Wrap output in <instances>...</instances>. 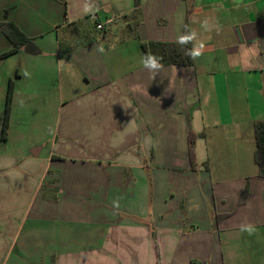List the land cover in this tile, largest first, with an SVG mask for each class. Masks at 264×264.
<instances>
[{
  "label": "crops",
  "instance_id": "1",
  "mask_svg": "<svg viewBox=\"0 0 264 264\" xmlns=\"http://www.w3.org/2000/svg\"><path fill=\"white\" fill-rule=\"evenodd\" d=\"M135 11L0 0L30 40L2 57L0 29V264H264V0H139L133 26ZM186 27L203 54L153 79L142 44H179Z\"/></svg>",
  "mask_w": 264,
  "mask_h": 264
},
{
  "label": "trees",
  "instance_id": "2",
  "mask_svg": "<svg viewBox=\"0 0 264 264\" xmlns=\"http://www.w3.org/2000/svg\"><path fill=\"white\" fill-rule=\"evenodd\" d=\"M136 11L130 17L134 21L133 26H136L138 23V7L139 0H135ZM5 16H7V11ZM7 18V17H6ZM0 29L6 35L8 40L10 41L12 48L9 52H6L2 55V57L9 56L18 52L25 45L30 43V40L26 38L20 31H17L11 24L7 22H0ZM188 32V28L186 27L184 34ZM142 48L144 53H151L156 55L157 57H162L160 61L163 65H179V66H193L194 60L191 59L186 52L189 49H192V43L189 42L186 45L181 44H165V43H143ZM20 76L19 72L16 73L14 79H11L8 84V90L6 95V103H5V111H4V120L2 127L1 139L6 140L8 135V128L10 123V116L12 111V102L14 96V86H15V78ZM255 132V141H256V150L254 154V161L258 168L257 176L259 178H264V118L254 125ZM204 134H201L203 136ZM194 143L195 136L190 135L189 145L191 152V164L192 168L196 167V161L194 157ZM248 191L246 190L242 199L240 200V204L244 203L247 198ZM158 264H160V260H158Z\"/></svg>",
  "mask_w": 264,
  "mask_h": 264
},
{
  "label": "clouds",
  "instance_id": "3",
  "mask_svg": "<svg viewBox=\"0 0 264 264\" xmlns=\"http://www.w3.org/2000/svg\"><path fill=\"white\" fill-rule=\"evenodd\" d=\"M94 10V6L89 3H85L84 5V12L90 13ZM202 27L205 31H210L211 26L209 25L208 21L205 20L202 23ZM217 31H219V26H217ZM197 40V33L194 30L188 31L185 34H181L177 37V43L181 45H186L189 42L196 41ZM205 45L203 41H198L196 44H194L192 49H189L186 52V55H188L191 59L195 60L199 56L203 54ZM99 51L103 52V48H99ZM162 57H157L154 54L146 53L141 58V63L144 68L148 69L150 73L153 75V79L155 78V75L159 73V71L162 69L163 65L161 64ZM27 75V73H25ZM138 86H134L136 88ZM241 232H246L249 236L253 235L256 232V228L252 224H242L240 226Z\"/></svg>",
  "mask_w": 264,
  "mask_h": 264
},
{
  "label": "built area",
  "instance_id": "4",
  "mask_svg": "<svg viewBox=\"0 0 264 264\" xmlns=\"http://www.w3.org/2000/svg\"><path fill=\"white\" fill-rule=\"evenodd\" d=\"M104 28H105V26L101 23L97 25L98 30H104Z\"/></svg>",
  "mask_w": 264,
  "mask_h": 264
},
{
  "label": "water",
  "instance_id": "5",
  "mask_svg": "<svg viewBox=\"0 0 264 264\" xmlns=\"http://www.w3.org/2000/svg\"><path fill=\"white\" fill-rule=\"evenodd\" d=\"M30 45H31V44H29V45L26 47V50L32 52V49L30 50Z\"/></svg>",
  "mask_w": 264,
  "mask_h": 264
}]
</instances>
